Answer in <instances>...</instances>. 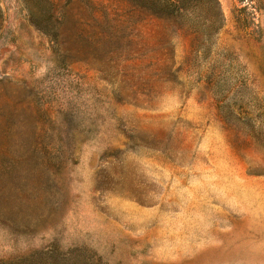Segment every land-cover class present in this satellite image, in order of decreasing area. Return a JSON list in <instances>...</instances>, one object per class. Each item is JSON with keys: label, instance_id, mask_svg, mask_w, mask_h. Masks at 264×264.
I'll return each instance as SVG.
<instances>
[{"label": "rangeland", "instance_id": "1", "mask_svg": "<svg viewBox=\"0 0 264 264\" xmlns=\"http://www.w3.org/2000/svg\"><path fill=\"white\" fill-rule=\"evenodd\" d=\"M0 264H264V0H0Z\"/></svg>", "mask_w": 264, "mask_h": 264}]
</instances>
